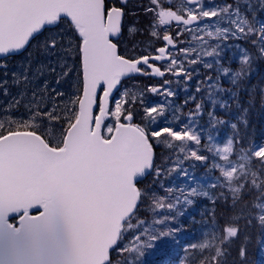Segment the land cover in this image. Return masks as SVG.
<instances>
[{
	"label": "snow or ice",
	"instance_id": "obj_1",
	"mask_svg": "<svg viewBox=\"0 0 264 264\" xmlns=\"http://www.w3.org/2000/svg\"><path fill=\"white\" fill-rule=\"evenodd\" d=\"M126 4L127 0H120L119 5L109 4L108 0H10L0 8V54L26 49L47 25H57L66 18L74 29L76 42L70 47L80 69L74 96L65 98L64 93L55 88L52 89L54 95L49 94L47 81L43 88L33 89L24 107L37 124L26 123L21 117L7 128L0 125V220L9 213L22 212L21 228L16 231L37 227L47 224L54 207L59 205L67 212L70 228L67 264H144V257L151 250L178 241L184 231L180 219L185 206L192 205L193 197L201 195L195 187L188 195H184L183 190L178 194L173 186L164 184L163 178L175 173L188 178V167L194 166L191 161L207 167L211 160L214 162L211 171L220 173L213 184L233 192L225 187L226 181L233 178L227 169H235L239 160L248 159L250 167L255 169L253 180L246 176L238 178L236 194L231 197L229 206L231 214L216 218L215 212L211 213L209 222L215 233H226L225 242L219 249L215 245L210 248L208 243L182 245L185 252L200 251L201 264H222L221 256L227 255L223 249L253 220L264 229V211H261L264 208L261 203L264 201V158L255 155L264 151V143L256 146L255 141L237 130L238 123H231L232 134L223 147L213 149L204 142L206 130L196 121L206 106L217 107L213 108L209 98L221 85L212 75L200 77L198 66L213 67L205 58L223 60L230 39L247 41L250 45L241 49L242 64L251 65L252 55L264 59V23L256 18L257 8L264 11V0H257L256 4L252 0H235V6L228 3L209 9L201 0H190L182 14L167 10L165 0H148L143 8L145 14H153V19L158 17L160 25L175 21L178 27H183L178 36H162L161 43L170 47L151 49L158 53L154 56L142 51L138 57H126L118 47V38L125 27ZM208 18L223 21V40L212 39ZM220 28L215 29L219 32ZM185 33L188 39L180 41L179 37ZM197 38L205 50L204 56H200L197 49ZM58 43V40L50 44L45 41L41 47L51 52ZM181 43L186 46L181 47ZM132 75L160 78L159 87L150 85L146 92L159 95L167 108H173L168 98L177 94L172 83L183 82V91L188 92L186 86L195 77V92L189 93L185 100L186 105L189 102L194 105L188 122L176 127H153L150 132L147 126H141L145 118L159 125L166 112L164 107L144 105L143 96L126 99L127 92L120 94L122 79ZM166 75L173 79H166ZM13 78L17 80L15 74ZM35 80V76H28L25 67V89L15 101L17 105L27 96V84ZM232 100L238 103L236 98ZM140 107L143 111H137ZM221 107L224 105H219ZM247 111L243 109L244 113ZM207 115L210 126L218 127L223 123L215 111L210 110ZM137 116L140 123L134 122ZM174 118L179 119L175 114ZM247 123V118L243 117L245 127ZM49 126L59 127L60 135L49 138L42 130ZM162 132L172 141L181 142L176 145L179 153L166 157L164 166L156 164L154 152V139L161 137ZM125 151L127 158L121 159ZM150 174L159 185V194L140 187L141 180ZM245 190L258 193L255 202L250 204L244 199ZM109 197L117 201L110 217L100 211ZM224 199L227 201L229 197ZM37 207L41 211L32 215ZM249 239L244 237L245 243L238 251L242 262L247 257ZM257 243L264 252V238H258ZM113 252L123 258L116 260Z\"/></svg>",
	"mask_w": 264,
	"mask_h": 264
},
{
	"label": "trees",
	"instance_id": "obj_2",
	"mask_svg": "<svg viewBox=\"0 0 264 264\" xmlns=\"http://www.w3.org/2000/svg\"><path fill=\"white\" fill-rule=\"evenodd\" d=\"M215 1L217 2V6H223L228 3H232L233 6H235V0ZM108 2L109 4L118 5L117 0H108ZM147 2L148 0H131L126 6V22H131L133 26V30L130 33L131 35L129 37L124 36L127 38V41H125L127 42L125 43L127 45H123L128 49H125L123 46L119 47L120 51L126 57H138L140 52H145L146 48L144 47V44L147 41L145 36V34H147V23L149 24V29L152 23L150 15L145 14L143 11V8ZM256 2L257 0H252L253 4H256ZM244 7L245 4L242 2L241 9L244 10ZM147 17L149 20L146 19ZM256 18L260 23H264V11H260L257 8ZM58 25L60 27H69L74 32V29L70 26L69 21L66 19H63L57 24V26ZM47 30L48 29L45 31L47 32ZM125 31L126 28L124 30V33L126 34ZM216 40H223V38L219 37ZM239 43H242L246 49L250 47L247 41H239ZM236 45L237 42L233 39H230L227 42V47L223 53V60H217L216 57L205 58L208 63L213 64L211 69H206L202 65L198 66L200 77L203 78L205 74L212 75L213 79L218 80L221 85V87L209 98L213 104V108L216 106L217 107L212 109L210 105L206 106L203 110L201 118L196 121V123L202 129L206 130L204 132V142L209 147H211L212 143L211 139L208 137L210 134H217L219 138H222L225 135L231 136V123H238L237 130L242 134L245 133L247 139L255 141L256 146L264 143V59H260L257 56L252 55V62L249 66V74H242L238 85H232L234 83L226 81V79H232L231 75L234 74L236 70L239 71L241 66V63L238 61L240 51L237 50ZM126 50H129V52L127 53ZM225 68L228 70L225 71ZM142 80V78L137 77L134 80V83L137 85L136 87L138 89L145 90L146 87L144 86V82ZM186 90L189 91H181V99L177 102V106L180 105L184 111L190 113L194 111V105L191 102H189L187 105L184 103L188 98L189 93H194V89L187 88ZM232 98H236L238 103L234 102ZM219 105H224V107L219 108ZM228 105H230V107H228ZM245 108L248 109L246 113L243 112V109ZM210 110L215 111L218 118L223 120V123L220 126L214 127L209 125L207 113ZM243 117H246L248 121L246 127L243 125ZM179 125L182 124L181 122L179 124L177 121L173 127ZM141 126L144 125L142 124ZM167 126H170L169 123ZM148 131L150 132L151 130ZM161 138H163V136ZM165 143L166 142L163 143L162 147L161 145L154 147L157 165L161 164L162 159L166 155ZM255 155L264 158V151L256 153ZM238 162L244 164V172H242L239 177L246 176L247 179L253 180V172L255 169L254 167H250L249 160L243 159L239 160ZM191 164L194 166L188 167V170L199 181L207 183L211 179H217L220 177L219 171H211V168L214 164V162L211 160L209 161L207 167L201 166L200 162H195L194 160L191 161ZM164 184L169 186L167 183ZM228 185L229 181H226L225 187ZM140 187L150 188L157 194L160 193L159 185L154 183L153 175L151 174L146 180L140 183ZM208 189L210 190L211 198H193L194 203L190 206H185L184 215L180 219V224L184 231L179 234L178 241L164 244L159 248L151 250L144 257V264H173L175 262H179L182 258L187 261V259L191 256L193 257L191 262H195V264H201V261L199 260L200 252L198 250H189L188 252H185L182 245L189 244L193 240L191 238L197 237L205 224H211L209 222L211 219V213L215 212L216 218L231 214L232 209L229 207L231 204V197L236 194L230 190H225L222 187L217 186H212ZM257 195L258 193L255 191L245 190L244 199L251 204L255 202V197ZM224 197H229V199L225 201ZM261 203L264 204V201H261ZM261 211H264V208H262ZM13 222H16V218L12 220V223ZM221 233L224 234V236L217 240V243L220 246L225 242L224 237L226 233L223 231L217 233L214 232L216 236L220 235ZM245 236H248L250 239L247 242V257L242 262L238 257V251L240 250L242 244L245 243ZM258 238H264V229H261L258 226L256 220H253L249 227L244 228V230L241 231L240 236L236 240L231 241L226 245V248L223 249L227 255L221 256L220 259L222 264H264V252L261 251L260 245L257 243ZM112 256L116 260L123 258V256H117L115 252L112 253ZM173 257H180L181 259L174 260Z\"/></svg>",
	"mask_w": 264,
	"mask_h": 264
},
{
	"label": "rangeland",
	"instance_id": "obj_3",
	"mask_svg": "<svg viewBox=\"0 0 264 264\" xmlns=\"http://www.w3.org/2000/svg\"><path fill=\"white\" fill-rule=\"evenodd\" d=\"M130 1L131 0H129L128 2ZM201 3L206 9L217 6V2L215 0H211V2H209V0H202ZM157 11H159V8H157ZM149 15L152 23L150 25V29L149 24L147 23V34H145L147 41L144 44V47L154 48L158 40L156 38L153 39L154 36L152 35V33L160 31L159 29H161L162 27L159 24V20L157 18L156 22L152 18L153 14ZM146 19L149 20L148 17ZM206 22L209 25L208 30L212 31V38H224L222 27H224L225 25L220 18H208ZM217 27H221L219 32H217V30L215 29ZM125 28L126 34H124V36L129 37L131 35L130 33L133 30L132 23L125 22ZM125 37L124 41H127V38ZM52 40H58V46L51 52H46L41 46L45 43V41L50 44ZM233 40L237 42L236 48L240 51L238 61L241 63V66L239 71L236 70V72L231 75L232 79L229 78L226 79V81L233 82L234 84L232 85H238L241 80V75L249 74L250 65L242 64L241 49H246L244 45L242 43H239L240 40ZM75 42L74 32L69 27H60L58 25L56 27L50 28V30L48 29L47 32L44 31L41 36H39L32 42L29 48L22 55L14 57V59L0 60V125H3V127L7 128L15 119L21 117H23L26 123L34 125L37 124L38 121L32 118L27 109L24 107V104H26L28 99L31 98L33 89L37 88V86L39 88L44 87V81H47L48 83L49 94L54 95V93H52V89L55 88L56 91H62L65 98L74 96L77 91L80 71L79 64L75 59V54L72 52V48L70 47V45L74 46ZM125 43L127 42H124L123 44ZM195 43L197 45V49L199 50L200 56H204L205 50L200 46L199 38L196 39ZM126 45L127 44H125V46ZM125 46L123 45V47ZM125 49L128 48L125 47ZM61 53L65 55H59ZM65 63L67 64V67L62 68L61 65H64ZM25 67L28 68V76H35L36 80L34 83L29 82L27 84V96L24 97L20 105H17L15 101L20 99V93L25 89V83L23 82ZM51 68H55V71H51ZM64 73H67V75H64ZM13 74H15L17 80H14ZM57 80L60 81L59 84L56 83ZM4 81H7V83L4 84ZM134 82V80L125 82L120 89V94L122 95L124 92H127L128 96L126 97V99H139L141 96H143L144 105L165 108L166 117L160 118L159 125H153L147 118H145L143 125L147 126L148 130H152L153 127H165L168 123L170 126H174L177 121L179 124L181 122V124L183 125L184 122L187 121L189 113L184 111L180 105H174L175 117L179 118L174 119V116L170 117V108H167L163 102H154V100L157 99L162 100L159 95L147 93L146 90L148 87L146 85H144L146 87L145 90L138 89L136 87L137 85ZM183 88L184 87H180V90L183 91ZM5 89L7 90L6 93ZM41 95L44 94L41 93ZM111 106L114 107V105ZM137 111H143V108H137ZM137 121L140 122L139 116H137L134 120V122ZM42 130H45V133L49 136V138L60 135L59 127L49 126ZM162 136L163 138H161ZM161 137L154 139V147H156L157 145H161L162 147L163 143L166 142V155L164 156L160 164L161 166H164L163 162L165 161L166 157H170L173 152L177 154L179 153L180 149L176 145H179L181 142L172 141L171 138L167 137L163 132L161 134ZM208 137H211V147L215 149L218 147H223V144L227 142L226 139L230 136L225 135L222 138H219L217 134H210ZM243 165L244 164L237 162V167L235 169H227V171L232 173L233 178L229 181V185L226 187L232 189L234 193V190L238 187V177L242 174V172H244ZM189 174V177L185 178L182 174L175 173L170 177H164L163 182L169 184V186H173L174 190H177V192L183 190L184 195H188L191 192V189L195 187L197 188L198 192L201 193V195L193 198H211L210 190L208 188L215 186L213 184V181L215 179H211L207 183H204L203 181L197 180L190 171ZM181 199H183V196L181 197ZM223 236L224 234L222 233L216 236L214 234V228L212 224H205L198 236L195 238H191L193 240L188 245L196 243L198 245L202 244L201 246H203L204 243H208V246L210 248L215 245V247L218 249L220 248V245H218L217 240L221 239ZM192 260L193 257L191 256L187 259V261L182 258L179 262H175L173 264H190L189 262H191Z\"/></svg>",
	"mask_w": 264,
	"mask_h": 264
},
{
	"label": "water",
	"instance_id": "obj_4",
	"mask_svg": "<svg viewBox=\"0 0 264 264\" xmlns=\"http://www.w3.org/2000/svg\"><path fill=\"white\" fill-rule=\"evenodd\" d=\"M118 1L120 3V0ZM9 2L10 0H0V8ZM187 2L190 3V0H187ZM172 24L177 25L175 21H172L170 25ZM55 26L47 25L46 28ZM167 47L170 46L167 45ZM26 49L9 54H0V59L11 55H20ZM138 76L140 75H132L122 79V81ZM125 158H127L126 151L121 153V159ZM148 176L146 175L141 182ZM116 207L117 201L109 197L100 211L104 216L110 217ZM39 211L41 209L37 207L32 210L31 214L37 215ZM19 214L23 213H9L0 220V264H67L66 257L70 253L71 241L66 210L62 206L57 205L54 207L52 219L47 224L32 228L25 227L20 231H16V229L21 228L19 218L17 220V228L10 223V219Z\"/></svg>",
	"mask_w": 264,
	"mask_h": 264
},
{
	"label": "flooded vegetation",
	"instance_id": "obj_5",
	"mask_svg": "<svg viewBox=\"0 0 264 264\" xmlns=\"http://www.w3.org/2000/svg\"><path fill=\"white\" fill-rule=\"evenodd\" d=\"M128 1L129 0H127V4L129 3ZM117 3L119 5V1L118 0H117ZM127 4L125 5V13L126 14H125V17H124V24H125L126 18H127V9H126ZM169 5H171V7H169ZM189 5H190V3H188L187 0H165V8L167 10L176 11L177 14H182L184 11H186V9L189 7ZM157 19H158V17H157ZM154 20L156 22V19H154ZM161 27L162 28L159 29L160 31L155 32V33H157V35L154 36L153 39L156 38L158 40V42L155 44L156 46L154 48H158L160 46L167 47L166 44H162L161 43L162 36L165 35V34L170 35V36H174V37L175 36H178L180 34V32L182 31V27L183 26L178 27L177 25L172 24V25H161ZM124 30H125V27H124ZM124 30H123L122 36L119 38V45H118V47L123 46V43L125 42L124 41V34H125L124 33ZM179 38H180V41H185L186 39H188L187 38V33H185L184 35H181ZM173 42H174V44H176L177 43V40L174 39ZM180 46L183 47V46H186V45L183 44V43H181ZM151 49H153V47L146 48L145 49V54H148L149 56H154V55L158 54L157 52H154ZM126 52L128 53L129 50H126ZM173 55H176V53L173 52ZM157 66H159V65H157ZM136 78L137 77H134V78L127 79V80L123 81L121 83V88H122V86H123V84L125 82L130 81V80H135ZM139 78H142L143 79L142 81L144 82V85H146L147 87H149L150 85L159 87V85L161 83V79L160 78H155V77L149 78V77H144V76H140ZM165 78L166 79H173V77H171L170 75H166ZM195 79L196 78L194 77L193 78V81H191L190 84L186 86L189 89H194V92H195V84L197 83V81ZM171 86L176 91L177 94H176V96L174 98H168V100L173 105V108H170V110H169L170 117L171 116H174V113H175V107H174V105H177V102L180 101V99H181L180 98L181 97L180 87H185V85H183V82H181L180 84H177V83L173 82ZM154 102L161 103V102H163V100H158L157 99V100H154ZM172 109H173V111H172ZM136 123H138V122H136Z\"/></svg>",
	"mask_w": 264,
	"mask_h": 264
}]
</instances>
